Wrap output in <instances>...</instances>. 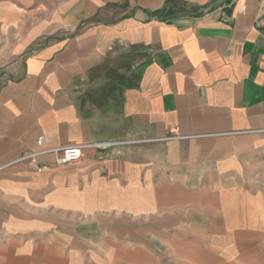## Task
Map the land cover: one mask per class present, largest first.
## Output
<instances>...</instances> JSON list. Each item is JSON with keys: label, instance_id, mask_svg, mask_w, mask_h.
Wrapping results in <instances>:
<instances>
[{"label": "crops", "instance_id": "crops-1", "mask_svg": "<svg viewBox=\"0 0 264 264\" xmlns=\"http://www.w3.org/2000/svg\"><path fill=\"white\" fill-rule=\"evenodd\" d=\"M0 264H264L259 0H0Z\"/></svg>", "mask_w": 264, "mask_h": 264}, {"label": "built area", "instance_id": "built-area-1", "mask_svg": "<svg viewBox=\"0 0 264 264\" xmlns=\"http://www.w3.org/2000/svg\"><path fill=\"white\" fill-rule=\"evenodd\" d=\"M260 2V9L264 11V0H259ZM170 138H182L179 135H176L174 137ZM108 143H100V144H88V145H71L68 147H62V148H48L45 147V138L39 137L36 141V149L33 151H29L23 155V157L20 159L21 161H30L34 163L36 166V169L38 171L44 172L51 170L54 167L57 166H63L70 163H73L77 160H79L82 157V151L86 147H106ZM47 154H55L57 156L56 161L53 165H40L38 164V158L47 155Z\"/></svg>", "mask_w": 264, "mask_h": 264}]
</instances>
